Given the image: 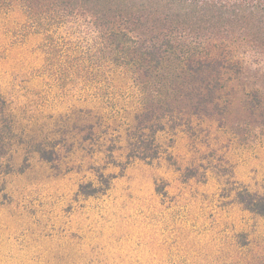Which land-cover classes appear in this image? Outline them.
Listing matches in <instances>:
<instances>
[{
	"label": "rangeland",
	"instance_id": "obj_1",
	"mask_svg": "<svg viewBox=\"0 0 264 264\" xmlns=\"http://www.w3.org/2000/svg\"><path fill=\"white\" fill-rule=\"evenodd\" d=\"M74 23L0 13V264H264V216L239 196L264 195L251 79L142 95L135 77L168 76L118 67ZM140 95L161 119L138 118Z\"/></svg>",
	"mask_w": 264,
	"mask_h": 264
},
{
	"label": "trees",
	"instance_id": "obj_2",
	"mask_svg": "<svg viewBox=\"0 0 264 264\" xmlns=\"http://www.w3.org/2000/svg\"><path fill=\"white\" fill-rule=\"evenodd\" d=\"M15 3L37 32L80 21L97 33L98 53L122 60L118 67L144 63L168 76L157 83L135 77L141 84L139 94L144 95L141 90L149 88L144 85L149 82L153 92L163 87L176 94L179 84L191 89L192 98L202 97L196 86L185 87L209 70L217 79H251L244 95L257 98V107L264 106V0H0V13ZM142 95L138 118L161 119L159 107H146ZM239 196L248 209L264 216V195L241 190Z\"/></svg>",
	"mask_w": 264,
	"mask_h": 264
}]
</instances>
